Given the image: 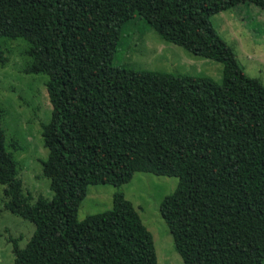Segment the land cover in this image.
I'll return each instance as SVG.
<instances>
[{"label":"trees","instance_id":"obj_1","mask_svg":"<svg viewBox=\"0 0 264 264\" xmlns=\"http://www.w3.org/2000/svg\"><path fill=\"white\" fill-rule=\"evenodd\" d=\"M141 4L214 53L221 81L114 65ZM241 4L264 10V0H0V38L28 43L23 71L47 76L52 107L41 125L51 200L31 204L0 126L4 206L34 226L24 248L11 240L13 264H157L122 192L76 219L89 185L118 188L137 172L178 178L159 212L183 264H263L264 85L210 21Z\"/></svg>","mask_w":264,"mask_h":264},{"label":"rangeland","instance_id":"obj_2","mask_svg":"<svg viewBox=\"0 0 264 264\" xmlns=\"http://www.w3.org/2000/svg\"><path fill=\"white\" fill-rule=\"evenodd\" d=\"M217 34L230 47L243 72L264 85V10L241 4L211 19ZM28 43L22 39L0 38L5 62L0 61V126L5 145L13 152L18 177L31 204L38 196L52 199L49 180L42 175V163L48 151L41 137V125L51 117L43 74H25L31 61L25 54ZM114 65L162 73L205 76L215 82L222 79L218 57L164 14L145 4L138 16L122 34ZM15 141L21 150L14 151ZM178 178L137 172L132 179L116 188L111 185H89L76 214L77 221L112 208L115 192H122L138 212L142 224L150 232L157 264H183L172 236L163 221L159 206L176 188ZM0 186V264H13L12 239L24 248L34 226L14 216L4 206L6 197ZM264 264V260H263Z\"/></svg>","mask_w":264,"mask_h":264}]
</instances>
